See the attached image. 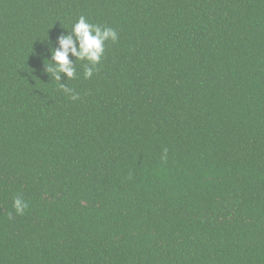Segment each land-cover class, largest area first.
Returning a JSON list of instances; mask_svg holds the SVG:
<instances>
[{"label":"trees","instance_id":"1","mask_svg":"<svg viewBox=\"0 0 264 264\" xmlns=\"http://www.w3.org/2000/svg\"><path fill=\"white\" fill-rule=\"evenodd\" d=\"M0 264H264V0H0Z\"/></svg>","mask_w":264,"mask_h":264},{"label":"clouds","instance_id":"2","mask_svg":"<svg viewBox=\"0 0 264 264\" xmlns=\"http://www.w3.org/2000/svg\"><path fill=\"white\" fill-rule=\"evenodd\" d=\"M111 40H118L117 33L109 27L101 28L98 25L88 23L85 17L81 16L72 26L70 34L61 35L57 38L58 47L50 49V59L48 65L45 64L47 73L55 74L54 78L61 81V74L68 79L75 77V66L69 56L75 57L77 60H86L89 62L85 67V79L91 78L95 66L100 63L105 51V43ZM60 86L65 94L70 95L71 99H78V95L73 89L61 83ZM13 209L17 215H23L28 207L27 202L20 196L14 197ZM11 215V214H10Z\"/></svg>","mask_w":264,"mask_h":264}]
</instances>
